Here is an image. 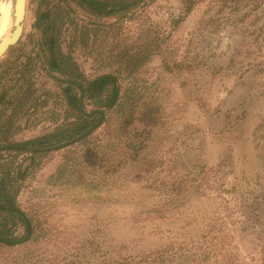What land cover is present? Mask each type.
Instances as JSON below:
<instances>
[{
    "label": "rangeland",
    "instance_id": "obj_1",
    "mask_svg": "<svg viewBox=\"0 0 264 264\" xmlns=\"http://www.w3.org/2000/svg\"><path fill=\"white\" fill-rule=\"evenodd\" d=\"M129 1L98 18L79 0H27L0 79L33 58L50 97L15 139L66 114L65 75L45 67L46 16L85 77L114 73L122 91L86 141L23 160L33 229L0 243V264H264V0Z\"/></svg>",
    "mask_w": 264,
    "mask_h": 264
},
{
    "label": "trees",
    "instance_id": "obj_2",
    "mask_svg": "<svg viewBox=\"0 0 264 264\" xmlns=\"http://www.w3.org/2000/svg\"><path fill=\"white\" fill-rule=\"evenodd\" d=\"M79 3L90 14L108 18L126 14L137 1L79 0ZM56 23L55 18H44L45 49L42 52L46 56L45 67L65 75L63 79L53 76L67 105L61 121L41 135L15 139L14 134L21 128L17 121L46 106L50 93L45 90L43 95L39 94L33 81L36 70L33 58L16 68L14 74L11 69H3L0 79V243L7 245L23 242L24 238L16 234L19 226L24 227L27 234L33 229L30 217L18 202L23 182L32 173H29L31 167L40 164L52 152L86 141L108 121L107 111L117 106L121 98L122 88L114 73H104L94 79L85 77L71 52L64 48ZM105 92L107 96L103 99ZM86 100L96 101V108L88 109ZM27 159L32 160V165L23 168V160Z\"/></svg>",
    "mask_w": 264,
    "mask_h": 264
},
{
    "label": "water",
    "instance_id": "obj_3",
    "mask_svg": "<svg viewBox=\"0 0 264 264\" xmlns=\"http://www.w3.org/2000/svg\"><path fill=\"white\" fill-rule=\"evenodd\" d=\"M9 17V32L0 40V58L10 46L16 44L21 38L27 12V0H11Z\"/></svg>",
    "mask_w": 264,
    "mask_h": 264
},
{
    "label": "bare ground",
    "instance_id": "obj_4",
    "mask_svg": "<svg viewBox=\"0 0 264 264\" xmlns=\"http://www.w3.org/2000/svg\"><path fill=\"white\" fill-rule=\"evenodd\" d=\"M9 17V6H2V14L0 15V40L3 39L9 32Z\"/></svg>",
    "mask_w": 264,
    "mask_h": 264
}]
</instances>
